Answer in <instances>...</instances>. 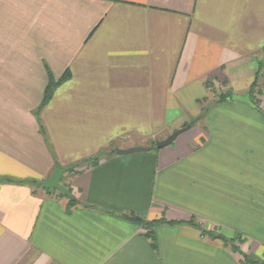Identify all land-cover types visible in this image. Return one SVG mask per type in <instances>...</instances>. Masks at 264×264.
<instances>
[{"label": "crops", "instance_id": "crops-1", "mask_svg": "<svg viewBox=\"0 0 264 264\" xmlns=\"http://www.w3.org/2000/svg\"><path fill=\"white\" fill-rule=\"evenodd\" d=\"M263 63L264 0H0V264H264Z\"/></svg>", "mask_w": 264, "mask_h": 264}, {"label": "trees", "instance_id": "trees-1", "mask_svg": "<svg viewBox=\"0 0 264 264\" xmlns=\"http://www.w3.org/2000/svg\"><path fill=\"white\" fill-rule=\"evenodd\" d=\"M264 78V63L262 65V69H260V71L258 72V75L256 77V80L254 82V85L252 87V98L253 100L257 97V94H263L264 93V90L259 87L260 85V80L261 78ZM67 78V75L62 77L60 80L58 81H55V79H53V77L51 76L50 77V83L46 89V92H45V96H44V100L40 106V109L51 99L52 95H53V91L55 89V87L63 80H65ZM264 87V85H263ZM232 96H233V93L232 92H227L226 94H222L218 101L220 102H224V101H228L230 99H232ZM254 104H255V107L257 109H259L260 111L264 112L261 107H260V104L258 103V100L257 101H254ZM155 148H156V145H155ZM105 155H100V156H96V157H93L89 160H86L83 165H86L89 166V165H95L97 164L102 158H104ZM0 181H2V179H0ZM71 192V190H69ZM62 195H64L62 192H60ZM66 196V195H64ZM71 203H75L76 199H70ZM122 217L128 219V220H131V221H134L135 223H138L140 224L142 227H144L147 231V235L152 239V244L155 248H158V243H157V238H156V235H155V231H154V227L159 224V223H172L173 221H168L167 219L165 218H162V219H158V220H152V221H147L145 219H143L142 217L132 213V214H129V215H123ZM190 223L192 224H196V222L192 219L190 221ZM240 238V237H238ZM229 242H231L233 244V247L236 251H239L240 252V249L234 244L235 243V240H229ZM245 258H246V261L250 264H257L256 262H252L250 260H248V258L246 257L245 255Z\"/></svg>", "mask_w": 264, "mask_h": 264}, {"label": "water", "instance_id": "water-1", "mask_svg": "<svg viewBox=\"0 0 264 264\" xmlns=\"http://www.w3.org/2000/svg\"><path fill=\"white\" fill-rule=\"evenodd\" d=\"M233 100H239L246 102L252 106H254V103L251 99V92H248L246 95H236L234 94L232 96ZM192 128V124H188L184 126L181 129H178L177 131L173 132L170 134L168 137L165 139L159 140L156 142V148L161 149L166 146L172 145L174 141L183 133L187 132ZM153 149L152 146H132L128 148H116V153L120 155H126V154H131L135 152H140V151H149ZM78 167V164H70L68 166H62L58 165L57 169L52 173V175L43 181L42 186L46 189H56L60 192H62L64 195H66L70 199H75L74 195L72 192L69 191V189L61 183L62 176L66 173L69 172L73 169Z\"/></svg>", "mask_w": 264, "mask_h": 264}, {"label": "rangeland", "instance_id": "rangeland-1", "mask_svg": "<svg viewBox=\"0 0 264 264\" xmlns=\"http://www.w3.org/2000/svg\"><path fill=\"white\" fill-rule=\"evenodd\" d=\"M263 85H264V78L262 77L261 80H260V85H259V87H261V88L264 90Z\"/></svg>", "mask_w": 264, "mask_h": 264}]
</instances>
